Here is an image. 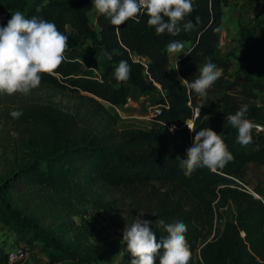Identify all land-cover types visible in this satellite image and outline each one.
Masks as SVG:
<instances>
[{"label":"trees","instance_id":"trees-1","mask_svg":"<svg viewBox=\"0 0 264 264\" xmlns=\"http://www.w3.org/2000/svg\"><path fill=\"white\" fill-rule=\"evenodd\" d=\"M244 1L248 6L264 3ZM228 4L229 0H194L193 11L186 16L193 21V28L173 36L156 33L145 16L116 26L98 13L93 27L88 18L92 0H0V12L19 10L29 17L54 21L68 36L65 59L54 70L60 75L43 73L39 85L83 94L91 105L76 113L52 104L23 110L21 119L33 127L24 143L31 156L11 164L0 182V224L9 228L17 241L24 247L40 245L47 264H98L101 255L83 246L79 249L77 243L64 238V225L70 223L67 213L76 215L79 205L98 200L95 190L101 188L129 193L134 206L120 224L123 227L134 218L147 219L159 238L167 233L158 221L160 216L182 219L191 252L188 264H195L196 251L197 264H264V179L251 189L258 198L244 183L249 165L264 167V129L253 127L252 142L241 145L235 140L237 130L226 119L247 105V117L264 127V105L254 104L251 94L242 103L230 101L226 95L221 114L214 107H200L195 116L199 93L174 79L169 71V40L190 43L189 51L175 61L179 77L192 79L204 61L215 59L221 8ZM260 22V40L241 24L237 36L245 62L241 72L258 90L264 88V18ZM87 41L95 66L85 64L78 53ZM121 59L131 66L125 81L113 75ZM83 66L102 68V82L90 78ZM133 89L142 94L162 91L163 97L156 102L160 112L152 117L150 127L117 134L115 118L107 116L103 104L124 106ZM189 120L194 121L195 129L209 127L222 133L234 159L215 172L201 167L185 175L179 158L187 155L186 146L193 142L195 129L187 127ZM172 125L175 129L169 131ZM141 195L152 201L146 218L136 211ZM224 206L233 207L231 218L224 219L221 229L212 228L218 208ZM203 224L209 225L213 237L200 243ZM154 264H159L158 256Z\"/></svg>","mask_w":264,"mask_h":264},{"label":"rangeland","instance_id":"rangeland-1","mask_svg":"<svg viewBox=\"0 0 264 264\" xmlns=\"http://www.w3.org/2000/svg\"><path fill=\"white\" fill-rule=\"evenodd\" d=\"M244 2L233 0L221 8L223 22L218 29L217 55L213 61L223 71L221 76L207 89L206 94L199 93L196 98L195 111L200 107L205 109L214 107L216 113L221 114L224 110L223 98L226 95L230 101L242 103L246 95L251 94L254 104L264 105V88L262 90L254 88V84L246 81L241 72L245 62L237 42L239 24L250 28L258 40L262 38L263 26L260 21L264 18V6H248ZM94 13L95 11L88 13L89 23L93 27H95ZM88 44V41L85 42L78 49V53L85 64L90 63L95 66L96 63L90 55ZM183 49L182 53L187 48L183 47ZM182 53L168 52L170 74L178 81H180V77L177 74L174 60L181 57ZM257 80L254 78V81ZM161 97H163V93L159 89L144 94L133 89L130 102L127 101L126 105L103 104V107L107 116L115 118V131L117 134H121L125 131L150 127L153 108ZM45 104H52L68 113H76L83 111L82 108L91 107L83 94L65 93L44 85H38L26 94L21 92L0 93V182L7 176L9 172L7 169L11 164L25 162L31 156V150L26 148L24 143L29 138L28 130L32 125L22 120L21 117H11L10 111L20 109L23 112L26 107ZM107 116L102 114L105 120ZM263 179L264 167L249 165L244 178L245 188L254 194L251 190L252 187ZM236 184L242 186L238 181ZM95 191L96 196L94 197L98 200L79 205L76 215L67 213L66 217L72 224L65 223L64 238L70 243H77L79 249L83 246L87 250L101 255L102 259L98 264H124L130 259V254L125 250V245L121 243L124 227L120 224H124L123 221L132 211L134 202L131 201L129 193L126 191L101 188ZM151 203L149 198L141 195L136 206L138 215L141 214L146 218ZM215 204L216 201L213 202V205ZM216 213L217 215L212 221V228L221 229L224 219L231 218L233 207L218 208ZM201 231L200 243L212 239L213 235L210 233L208 224L201 225ZM197 252L194 254L195 264L198 259Z\"/></svg>","mask_w":264,"mask_h":264},{"label":"clouds","instance_id":"clouds-1","mask_svg":"<svg viewBox=\"0 0 264 264\" xmlns=\"http://www.w3.org/2000/svg\"><path fill=\"white\" fill-rule=\"evenodd\" d=\"M193 3L194 0H92L91 8L105 15L111 25L119 26L129 18L138 21L145 16L146 23L154 26L156 33L167 32L175 36L182 30L187 32L193 28V21L186 18L193 11ZM67 40L68 36L57 28L54 21L29 17L19 10L12 12L6 24L0 25V93L26 94L39 85L41 74L59 76L60 73L54 70L65 59ZM183 47L182 40H169L166 45L169 53L180 52ZM107 56L108 59L112 58L111 53H107ZM222 71L209 58L200 65L199 74L194 78L179 79L189 89L206 94ZM130 73L128 61L121 59L113 75L117 80L125 81ZM9 114L18 118L22 110L13 109ZM226 119L237 130V143L247 145L252 142L254 122L247 117V105L228 114ZM160 123L164 125L165 121ZM186 124L189 129H195L194 121L189 120ZM174 129L175 125H172L169 131ZM186 152L187 155L179 159L185 175L189 176L197 168L216 170L234 159L222 133L209 127L195 129L193 142L186 146ZM158 221L167 229V233L159 235V238L156 229L150 226V220L134 218L125 225L121 243L131 257L128 264H154L157 256L159 264H188L191 252L185 237V222L179 218L167 220L163 216Z\"/></svg>","mask_w":264,"mask_h":264},{"label":"crops","instance_id":"crops-1","mask_svg":"<svg viewBox=\"0 0 264 264\" xmlns=\"http://www.w3.org/2000/svg\"><path fill=\"white\" fill-rule=\"evenodd\" d=\"M233 0H229L231 3ZM244 0H239V2H243ZM235 2V1H234ZM256 6H264V3L258 4ZM90 12H94L92 9ZM89 12V13H90ZM98 12L94 13V26H95V17L97 16ZM222 22H223V14H222ZM185 52L189 51L190 43L184 42ZM184 51V49H183ZM181 51V53L183 52ZM184 52V53H185ZM180 52H176V54H181ZM182 53V54H184ZM179 58V57H178ZM177 58V59H178ZM175 59V58H174ZM176 61V60H174ZM22 245L23 243L17 241L15 234L7 227L0 224V264H6V253L13 250L14 247ZM27 251V257L24 261L15 263V264H47L48 258L47 254L43 252L40 248V245L32 246V247H25ZM60 264H67V263H60Z\"/></svg>","mask_w":264,"mask_h":264},{"label":"built area","instance_id":"built-area-1","mask_svg":"<svg viewBox=\"0 0 264 264\" xmlns=\"http://www.w3.org/2000/svg\"><path fill=\"white\" fill-rule=\"evenodd\" d=\"M11 12L10 11H2L0 12V25L6 24L7 20L10 18ZM84 69L89 71L90 73V78L102 82L101 75H102V68H86L83 66ZM128 102H130V99H127ZM197 111H195V116L197 114ZM160 112V107L156 105L153 108V116H156ZM211 171L215 172V170L210 169ZM198 254V252H197ZM6 264H15L22 262L26 259L27 257V251L26 248L22 245H18L13 248V250L9 251L6 253Z\"/></svg>","mask_w":264,"mask_h":264},{"label":"water","instance_id":"water-1","mask_svg":"<svg viewBox=\"0 0 264 264\" xmlns=\"http://www.w3.org/2000/svg\"><path fill=\"white\" fill-rule=\"evenodd\" d=\"M257 124H254V128H256L257 129V131H260V130H263L264 129V127L263 126H260V125H258V127L256 126ZM253 196L254 197H256V198H258V196L257 195H255V194H253Z\"/></svg>","mask_w":264,"mask_h":264}]
</instances>
